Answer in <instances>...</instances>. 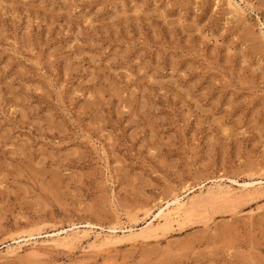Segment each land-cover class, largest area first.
Segmentation results:
<instances>
[{
    "label": "rangeland",
    "instance_id": "rangeland-1",
    "mask_svg": "<svg viewBox=\"0 0 264 264\" xmlns=\"http://www.w3.org/2000/svg\"><path fill=\"white\" fill-rule=\"evenodd\" d=\"M0 264H264V0H0Z\"/></svg>",
    "mask_w": 264,
    "mask_h": 264
},
{
    "label": "bare ground",
    "instance_id": "bare-ground-1",
    "mask_svg": "<svg viewBox=\"0 0 264 264\" xmlns=\"http://www.w3.org/2000/svg\"><path fill=\"white\" fill-rule=\"evenodd\" d=\"M252 185H254V187L253 188H256V186L257 185H260V184H245V185H243V187H246V192L247 191H249V192H251V189L250 188H252ZM259 188V187H258ZM261 188V187H260ZM257 191H258V189H257ZM228 193V192H227ZM229 193H230V191H229ZM232 193V192H231ZM248 193V192H247ZM226 194V193H225ZM220 195V194H219ZM222 195V194H221ZM236 195V194H235ZM218 196V195H217ZM247 196V195H246ZM245 196V197H246ZM240 197V196H239ZM228 199V198H227ZM226 199V200H227ZM231 201V200H230ZM232 203V202H231ZM185 205H186V203H184L181 199H177L172 205H168L167 206V204H166V208H162V209H160L150 220V223L149 224H147V227L145 228V230H146V232L147 233H145L146 235L147 234H149V233H151L152 231H153V229H155V231H153V232H155L156 233V228H157V225H156V227H155V224L156 223H159L160 225H161V222H165V224L166 223H170V225H171V223L173 224V223H179V221H180V219H182V217H184L183 216V214H185V213H187V211H184V210H187V209H185ZM197 205V204H196ZM194 208H192V210H193ZM191 210V211H192ZM195 210V209H194ZM185 212V213H184ZM194 212V211H193ZM190 213V212H189ZM186 220V219H185ZM182 221V220H181ZM181 223V222H180ZM179 223V224H180ZM164 224V223H163ZM162 224V225H163ZM169 224H167L166 226H168ZM164 228V227H163ZM158 230V229H157ZM143 231V230H142ZM149 231H151V232H149ZM149 232V233H148ZM131 234V233H130ZM129 234V235H130ZM141 234H142V232H141ZM153 235H154V233H153ZM59 236V235H58ZM133 236V235H132ZM138 236H141V235H138ZM86 238V237H85ZM138 238V237H137ZM142 238V237H141ZM146 238V237H145ZM61 239V238H60ZM68 239V238H67ZM80 239V238H79ZM82 239V238H81ZM109 239V238H108ZM107 240V239H106ZM57 241H58V239H57ZM72 242V241H71ZM104 242V241H103ZM108 241H106V243H107ZM110 242V241H109ZM108 242V243H109ZM105 243V242H104ZM68 244V243H67ZM107 245H109V244H107ZM66 246V245H65ZM13 252V251H12ZM10 253V252H9ZM14 253V252H13Z\"/></svg>",
    "mask_w": 264,
    "mask_h": 264
}]
</instances>
